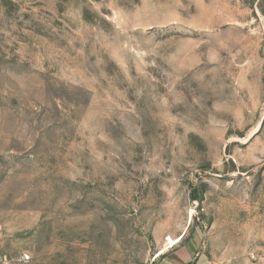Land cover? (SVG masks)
Instances as JSON below:
<instances>
[{
    "label": "rangeland",
    "instance_id": "rangeland-1",
    "mask_svg": "<svg viewBox=\"0 0 264 264\" xmlns=\"http://www.w3.org/2000/svg\"><path fill=\"white\" fill-rule=\"evenodd\" d=\"M0 264H264V0H0Z\"/></svg>",
    "mask_w": 264,
    "mask_h": 264
},
{
    "label": "bare ground",
    "instance_id": "bare-ground-1",
    "mask_svg": "<svg viewBox=\"0 0 264 264\" xmlns=\"http://www.w3.org/2000/svg\"><path fill=\"white\" fill-rule=\"evenodd\" d=\"M181 239H182V237H181V238H178L177 240H174V239H172L171 237L168 238V239H167V240H168V242H167V246H166V248H164V249L161 250L160 254L164 253V252L167 251L169 248L173 247V246H174L175 244H177Z\"/></svg>",
    "mask_w": 264,
    "mask_h": 264
},
{
    "label": "trees",
    "instance_id": "trees-1",
    "mask_svg": "<svg viewBox=\"0 0 264 264\" xmlns=\"http://www.w3.org/2000/svg\"><path fill=\"white\" fill-rule=\"evenodd\" d=\"M191 199L194 200V201H198L200 199V197L198 196L197 188L192 189Z\"/></svg>",
    "mask_w": 264,
    "mask_h": 264
}]
</instances>
